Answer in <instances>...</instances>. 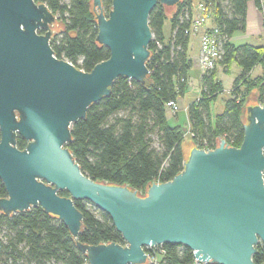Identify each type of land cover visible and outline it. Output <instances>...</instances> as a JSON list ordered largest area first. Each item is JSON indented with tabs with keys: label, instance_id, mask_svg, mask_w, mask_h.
I'll use <instances>...</instances> for the list:
<instances>
[{
	"label": "water",
	"instance_id": "water-1",
	"mask_svg": "<svg viewBox=\"0 0 264 264\" xmlns=\"http://www.w3.org/2000/svg\"><path fill=\"white\" fill-rule=\"evenodd\" d=\"M182 1L111 0L105 13L92 0L95 42L109 57L84 72L54 56L58 21L44 3L0 0V214L40 207L66 227L86 264H147L146 250L164 244L185 247L205 264H255L257 246L264 247V105L245 106L239 147L222 138L213 149L192 145L183 169L143 195L93 181L66 147L72 125L109 96L116 79L148 83L149 14ZM75 201L106 214L125 245L79 242L83 214Z\"/></svg>",
	"mask_w": 264,
	"mask_h": 264
},
{
	"label": "trees",
	"instance_id": "trees-1",
	"mask_svg": "<svg viewBox=\"0 0 264 264\" xmlns=\"http://www.w3.org/2000/svg\"><path fill=\"white\" fill-rule=\"evenodd\" d=\"M44 3L61 24L59 37L50 46L57 59L66 60L84 72L108 59L109 51L95 42L97 26L92 0H35ZM105 13L111 0H101ZM210 9L213 23L221 34L223 56L219 64L226 67L236 62L240 74L233 83L231 98L223 112L210 120V104L222 92V85L211 70L202 76L200 98L188 107L192 144L213 149L219 137L232 147L243 140L245 97L258 88V104L264 105V77L250 78L253 67L264 61V47L234 46L230 38L245 30L247 3L253 2L263 15L264 0H201ZM190 0L175 7L170 18L157 4L149 14L152 40L148 46L149 80L140 85L118 78L108 97L90 106L86 118L71 127V142L66 147L81 171L96 182L126 185L143 195L153 182L165 183L183 169L185 157L182 130L166 118L165 104L177 101L187 90L192 62L188 57ZM169 22L168 34L164 32ZM244 89L238 94L239 86ZM120 113H123L120 115ZM156 136L158 148L152 147ZM23 149L25 142L17 138ZM68 197L65 191L58 193ZM6 197L0 181V198ZM83 214V228L78 241L87 245L125 242L112 226L109 217L85 201H75ZM162 264H192L193 253L182 246L164 244ZM264 264V247L259 244L252 257ZM0 264H86V258L75 247L66 227L40 207L11 215L0 214Z\"/></svg>",
	"mask_w": 264,
	"mask_h": 264
},
{
	"label": "crops",
	"instance_id": "crops-1",
	"mask_svg": "<svg viewBox=\"0 0 264 264\" xmlns=\"http://www.w3.org/2000/svg\"><path fill=\"white\" fill-rule=\"evenodd\" d=\"M213 18L209 19L207 26H212ZM169 29L165 32L168 34ZM230 43L234 46H241V45H250L253 47H264V26H263V15L262 13L255 7L253 2L247 3V10H246V22H245V30L243 32L235 33L230 38ZM188 57L192 62V67L188 73L187 78V90L183 94L182 97L177 99V104L180 107V111L175 114L171 115L166 113V118L170 122L172 126H177L181 128L182 131L186 130V127H190V121L188 117V107L196 102L200 96L202 91V74L200 70L194 66V59L197 57L199 53V41L198 37L191 35L189 36V44H188ZM216 78L222 85V92L216 98V100L222 96L223 92L225 93L226 90H229L231 85H233L235 79L240 74V68L236 64V62H231L228 66L224 67L222 65L216 66ZM264 76V61L256 64L252 71L250 72V78H258ZM225 99V98H224ZM213 101L211 104L216 102ZM227 99L223 100L224 104ZM255 102V101H254ZM210 104V106H211ZM249 105V102L246 103ZM220 115L217 114L216 117ZM211 118V116H210ZM214 120V122H215ZM212 122V118H211ZM213 122V123H214ZM189 143H192L189 141ZM185 145V144H184ZM188 146V144H186Z\"/></svg>",
	"mask_w": 264,
	"mask_h": 264
},
{
	"label": "built area",
	"instance_id": "built-area-1",
	"mask_svg": "<svg viewBox=\"0 0 264 264\" xmlns=\"http://www.w3.org/2000/svg\"><path fill=\"white\" fill-rule=\"evenodd\" d=\"M194 5L191 4V17L189 19V27L186 34L198 37L199 53L194 59L193 63L202 76L208 71L215 69L216 65L223 56L221 34L219 29L215 26H207V19L211 18V11L205 3L200 2L195 8L196 15L193 14ZM180 111V107L176 101H169L165 104V113L175 115ZM190 138H194V134L190 133ZM159 245L146 250L147 264H162L165 251ZM192 264H205L197 259H193Z\"/></svg>",
	"mask_w": 264,
	"mask_h": 264
},
{
	"label": "rangeland",
	"instance_id": "rangeland-1",
	"mask_svg": "<svg viewBox=\"0 0 264 264\" xmlns=\"http://www.w3.org/2000/svg\"><path fill=\"white\" fill-rule=\"evenodd\" d=\"M190 1H191L192 4L194 5L192 16L195 17L196 12H197V11L195 10V8H197V5H198L200 2H202V1H201V0H190ZM174 12H175V8H173V9H168V10L166 11V16H167V18H170L171 15H172ZM209 19H210V18H209ZM209 19H207V22H206V23L209 22ZM213 25H214V24H213ZM167 29H169V22H168V21L165 22L164 32H165ZM52 30H53L54 36L59 37L60 30H61V24H60V22L55 23L54 26H53V29H52ZM165 33H166V32H165ZM152 38H153V36H152ZM218 65H219V62L217 63L216 66H218ZM215 69H216V67H215ZM215 69H213V70H215ZM263 77H264V76H263ZM187 87H188V85H187ZM243 89H244V88L240 85L239 88L237 89L238 94H241L242 91H243ZM222 90H223V88H222ZM232 90H233V85H231L230 89H229V90H226L225 93L223 92V93H222L223 95L220 96V97L216 100L215 103L211 104L209 111H210V116H211V118H212V122H214V120H215V116H216L217 114H221V113L223 112V109H224V102H223V100H225V99H230V98H231V92H232ZM220 94H221V93H220ZM224 98H225V99H224ZM254 101H255V102H258V88L251 89V90L248 92L247 96L245 97V104H246L247 102H254ZM122 114H123V113H120V115H122ZM211 118H210V120H211ZM190 133H192V132H191L189 126L186 127V130L182 131V137H183L184 144H185V145H184V150H185V152H187L188 148H189L190 146L193 145L192 143H189V141L192 142V139L190 138ZM219 138H221V137H219ZM151 139H152V147H154V148H158V141H157L156 136H154V135L151 136ZM186 144H188V146H186Z\"/></svg>",
	"mask_w": 264,
	"mask_h": 264
},
{
	"label": "flooded vegetation",
	"instance_id": "flooded-vegetation-1",
	"mask_svg": "<svg viewBox=\"0 0 264 264\" xmlns=\"http://www.w3.org/2000/svg\"><path fill=\"white\" fill-rule=\"evenodd\" d=\"M38 33H39V34H43L44 32H43V31H39Z\"/></svg>",
	"mask_w": 264,
	"mask_h": 264
}]
</instances>
